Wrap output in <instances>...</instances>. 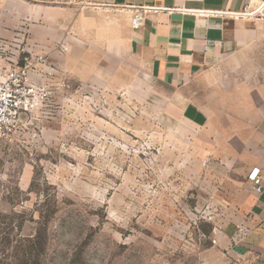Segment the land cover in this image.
<instances>
[{"label":"rangeland","instance_id":"374dc122","mask_svg":"<svg viewBox=\"0 0 264 264\" xmlns=\"http://www.w3.org/2000/svg\"><path fill=\"white\" fill-rule=\"evenodd\" d=\"M82 17L67 54H40L29 25L0 36V60L32 61V80L52 92L0 134V264H239L219 246L231 215L219 208L215 151L192 148L198 135L179 118L191 100L224 126L264 106V13L227 21L235 52L192 91L161 81L115 36L93 37L94 17ZM111 29L121 37L128 23Z\"/></svg>","mask_w":264,"mask_h":264},{"label":"crops","instance_id":"0c3cea01","mask_svg":"<svg viewBox=\"0 0 264 264\" xmlns=\"http://www.w3.org/2000/svg\"><path fill=\"white\" fill-rule=\"evenodd\" d=\"M261 5L264 0H0V36L7 34L8 25L23 24L25 30L29 25L30 33L32 28L40 31L31 35L44 39L40 54H67L71 46L64 39L79 35L86 22L82 16L92 15L87 28L93 37L111 42L115 36L125 53L142 60L167 85L180 88L201 73L219 72L223 58L236 50L227 21ZM140 11L143 20L135 26ZM119 21L128 23L121 37L111 29ZM213 117L211 106L191 100L179 122L189 125L192 137L198 135L192 148L215 151L211 160H218L219 208L231 215L219 225V246L234 263L264 264V106L249 103L226 126ZM254 168L260 169V184L249 178ZM241 231L243 236L235 238Z\"/></svg>","mask_w":264,"mask_h":264},{"label":"built area","instance_id":"2783aa9c","mask_svg":"<svg viewBox=\"0 0 264 264\" xmlns=\"http://www.w3.org/2000/svg\"><path fill=\"white\" fill-rule=\"evenodd\" d=\"M264 5L259 10L263 12ZM144 11H140L133 19L135 26L143 20ZM38 60L44 61L40 56ZM34 64L26 61L23 65L15 60L0 64V134L11 130V124L20 121L23 115H28L51 96L47 85L40 86L32 80L31 71ZM249 178L260 184V169L254 168Z\"/></svg>","mask_w":264,"mask_h":264}]
</instances>
